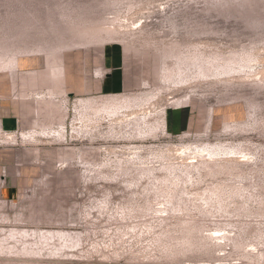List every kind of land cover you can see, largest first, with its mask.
<instances>
[{
	"label": "rangeland",
	"instance_id": "rangeland-1",
	"mask_svg": "<svg viewBox=\"0 0 264 264\" xmlns=\"http://www.w3.org/2000/svg\"><path fill=\"white\" fill-rule=\"evenodd\" d=\"M0 49L98 85L96 134L0 203V264H264V0H0Z\"/></svg>",
	"mask_w": 264,
	"mask_h": 264
},
{
	"label": "crops",
	"instance_id": "crops-1",
	"mask_svg": "<svg viewBox=\"0 0 264 264\" xmlns=\"http://www.w3.org/2000/svg\"><path fill=\"white\" fill-rule=\"evenodd\" d=\"M76 18L65 11L45 15L64 22ZM83 64L89 66L88 80L80 71L74 88L61 55L0 49V203L12 200L36 168H46L41 160L46 153L64 151L81 139L89 142L96 134L97 117L91 111L98 105V85L90 82L96 73L90 59ZM62 164L56 154L52 169Z\"/></svg>",
	"mask_w": 264,
	"mask_h": 264
},
{
	"label": "bare ground",
	"instance_id": "bare-ground-1",
	"mask_svg": "<svg viewBox=\"0 0 264 264\" xmlns=\"http://www.w3.org/2000/svg\"><path fill=\"white\" fill-rule=\"evenodd\" d=\"M151 16V15H150Z\"/></svg>",
	"mask_w": 264,
	"mask_h": 264
}]
</instances>
